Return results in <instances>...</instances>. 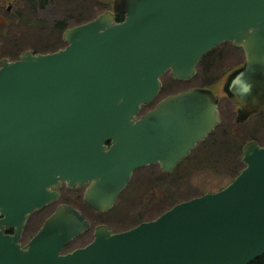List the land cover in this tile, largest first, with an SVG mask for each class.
<instances>
[{"label": "water", "instance_id": "obj_1", "mask_svg": "<svg viewBox=\"0 0 264 264\" xmlns=\"http://www.w3.org/2000/svg\"><path fill=\"white\" fill-rule=\"evenodd\" d=\"M110 11L67 27L55 51L0 61V264H248L264 253V145L243 146V168L224 187L181 200L125 230L90 227L62 203L22 244L29 215L86 185L84 202L110 209L133 171L166 172L219 123L216 98L188 88L154 99L161 76L190 79L223 41L245 54L228 93L236 121L264 108V0H115ZM12 227L13 232H5Z\"/></svg>", "mask_w": 264, "mask_h": 264}, {"label": "rangeland", "instance_id": "obj_2", "mask_svg": "<svg viewBox=\"0 0 264 264\" xmlns=\"http://www.w3.org/2000/svg\"><path fill=\"white\" fill-rule=\"evenodd\" d=\"M26 1L0 0V61L14 60L26 50L44 53L62 48L64 24L72 26L104 11L115 13V0H36L33 5ZM244 58L240 46L232 41L220 42L199 59L190 79H175L168 71L163 73L159 93L141 106L140 114L169 93L197 87L209 89L218 99V125L172 171H163L158 163L135 169L106 211L95 210L84 202V187L64 188L56 200L29 215L21 243H26L62 203L78 207L90 221L89 229L64 247L63 252H67L88 243L99 224L113 232L125 230L155 218L176 202L227 185L244 166V144L255 140L264 145V109L238 122V106L228 93L229 81L243 66Z\"/></svg>", "mask_w": 264, "mask_h": 264}, {"label": "trees", "instance_id": "obj_3", "mask_svg": "<svg viewBox=\"0 0 264 264\" xmlns=\"http://www.w3.org/2000/svg\"><path fill=\"white\" fill-rule=\"evenodd\" d=\"M36 2V0H27L26 1V4H29V5H33L34 3ZM124 18V14L123 13H116L115 14V19L117 21H120ZM17 22V20H15V23ZM26 22V21H25ZM24 22V23H25ZM81 23V22H80ZM77 24V23H76ZM67 27H70L66 24L63 25L62 29H63V32L64 30L67 28ZM54 50H57L56 48L52 49V51ZM248 264H264V253L258 257H256L255 259H253L252 261H250Z\"/></svg>", "mask_w": 264, "mask_h": 264}, {"label": "flooded vegetation", "instance_id": "obj_4", "mask_svg": "<svg viewBox=\"0 0 264 264\" xmlns=\"http://www.w3.org/2000/svg\"><path fill=\"white\" fill-rule=\"evenodd\" d=\"M232 101H233V99H232ZM216 102H217V106H218V99L216 98ZM234 102V104L236 105V106H238V108H237V111H238V109L240 108V106H239V104H237L235 101H233ZM264 109V108H263ZM263 109H261V110H263ZM261 110H259V111H257V112H253V113H251L250 115H248L246 118H248L249 116H251V115H253V114H256V113H258V112H260ZM238 113V112H237ZM245 118V119H246ZM79 188V187H84V189H85V187H86V185H83V186H77V185H75V186H68L67 185V183L66 182H64V181H62V182H60V184H59V186H57V189H58V191H59V196L62 194V191L64 190V188H66V189H72V188ZM83 192H84V190H83ZM82 195H83V193H82ZM58 196V197H59ZM72 196V195H71ZM52 201H54V200H52ZM52 201H50V202H52ZM49 202V203H50ZM48 203V204H49Z\"/></svg>", "mask_w": 264, "mask_h": 264}]
</instances>
